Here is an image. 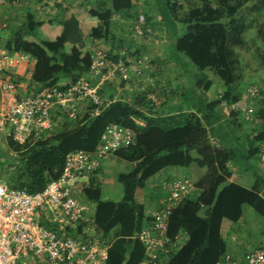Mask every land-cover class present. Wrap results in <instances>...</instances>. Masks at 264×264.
<instances>
[{
	"label": "trees",
	"instance_id": "16d2710c",
	"mask_svg": "<svg viewBox=\"0 0 264 264\" xmlns=\"http://www.w3.org/2000/svg\"><path fill=\"white\" fill-rule=\"evenodd\" d=\"M152 1L157 13L154 18L144 14L145 22L164 34L167 58L181 69L185 81L163 105L156 99L162 93L159 82L130 100L116 98L106 85L100 90L101 104L86 105L77 120L66 119L40 138L30 137L24 143L9 138V151L17 155L13 159L16 175L10 185L30 194L43 191L61 177L69 154L95 152L111 125L131 129L134 144L115 156L135 167L112 176V184L121 189L112 199L105 197L112 184L107 183L103 167L90 176L83 193L97 207L94 218L82 228L88 227L106 242L113 235L106 264H139L145 249L136 236L150 217L138 201V193L164 171L196 165L205 174L191 179L195 193L172 212L168 226L171 239L184 234L186 241L166 264H217L228 254L227 237L244 219L245 208L264 221V170L259 164L264 145V88L253 97L254 109L247 120L241 106L245 85L230 59L221 12L206 3L179 19L176 1ZM230 1L220 0L232 17L251 0ZM135 6L134 0H96L63 9L56 4L60 13L48 20L38 19L27 7L20 26L1 46L34 58L33 82L64 91L90 73L91 42L125 43L116 35L114 17L132 12ZM127 56L133 58L136 53L107 55L113 62ZM207 70L222 81V94L209 95L213 81ZM96 109L99 112L93 114ZM246 174L254 179L250 188L241 184L240 176Z\"/></svg>",
	"mask_w": 264,
	"mask_h": 264
},
{
	"label": "built area",
	"instance_id": "2783aa9c",
	"mask_svg": "<svg viewBox=\"0 0 264 264\" xmlns=\"http://www.w3.org/2000/svg\"><path fill=\"white\" fill-rule=\"evenodd\" d=\"M13 3L16 0H0V8ZM144 21L142 16L139 24ZM127 62H113L96 51L90 73L62 91L33 82L35 60L31 55L0 45V139L20 143L30 137L38 139L53 130L59 114L77 120L81 103L101 104V83L130 80L132 66ZM137 62L142 66L141 59ZM22 65L23 73L19 71ZM258 92L252 90V97ZM98 112L96 109L93 114ZM252 112L248 110L247 120ZM134 142L131 129L109 126L95 152L69 154L61 177L34 194L7 184L0 176V264H106L111 244L102 243L88 227L82 228L91 218L79 191L83 179ZM161 188L164 196L159 209L136 236L145 249L139 264H166L186 241L184 234L171 239L168 226L172 212L195 186L190 178L182 177L167 179ZM217 264H264V244L243 257L228 253Z\"/></svg>",
	"mask_w": 264,
	"mask_h": 264
},
{
	"label": "rangeland",
	"instance_id": "374dc122",
	"mask_svg": "<svg viewBox=\"0 0 264 264\" xmlns=\"http://www.w3.org/2000/svg\"><path fill=\"white\" fill-rule=\"evenodd\" d=\"M35 7L38 19L54 18L53 11L56 10L57 0L53 1V5L46 3L48 0H35ZM96 0H78V4L86 6L93 4ZM109 1V0H108ZM135 9L124 15H116L114 22L116 24V35L123 37L125 43H113L111 41L99 40L90 43L92 52L100 51L106 55L115 53L119 55H127V51L135 52L136 56L129 57L123 61H130L132 71L128 82L116 81L119 88H124L126 84L135 92L143 93L149 91L157 82L161 83L162 93L160 98H157L159 105H163L165 100L171 99V92L176 90L185 77L181 69L172 64L166 55L168 42L164 34L157 27H151L144 21L140 25L139 20L145 15H150L153 18L156 16L157 9L152 0H134ZM178 3L179 19L185 17L186 14L195 7H202L204 4H210L217 8L220 12V20L225 24L229 35V52L230 59L236 76L240 77L245 85L243 90V108L247 114L249 109H252L255 100L252 97L251 91L264 87V0H251L244 5L235 16H229L220 0H172ZM25 3L24 0H16V5L20 6ZM230 2H233L231 0ZM11 4L10 7H13ZM79 7V6H73ZM48 13V14H47ZM145 20V19H144ZM23 21V16L7 20L10 23L20 25ZM183 25L182 22L180 26ZM137 27H140L138 30ZM140 31V32H139ZM9 32L3 31L0 33V38L8 40ZM132 48H131V47ZM142 60V66L138 65V60ZM169 61V62H168ZM195 72V70H193ZM213 81L209 95L211 97L218 96L224 92L222 81L216 77L214 72L206 71ZM136 87V89H135ZM117 98H119L117 96ZM253 98V99H252ZM256 99V98H255ZM236 107H238L236 105ZM228 109V108H227ZM254 109V108H253ZM67 118V115H64ZM250 123V122H249ZM255 122L252 123V125ZM255 126V125H254ZM17 155L9 151L7 139H0V176L7 184H12V179L15 178L16 170L14 168L13 159ZM129 165V164H128ZM195 167V166H194ZM121 169V168H120ZM125 170V169H124ZM191 179L190 176H186ZM120 187V186H119ZM121 191V189H120ZM117 197V196H116ZM115 197V198H116ZM253 212V210H251ZM254 213V212H253ZM250 217L247 214V224L253 226L249 229L248 236H260L264 238V221L262 218L253 214ZM247 233H244V235ZM228 240L233 239V235L227 237ZM110 240V239H109Z\"/></svg>",
	"mask_w": 264,
	"mask_h": 264
},
{
	"label": "crops",
	"instance_id": "0c3cea01",
	"mask_svg": "<svg viewBox=\"0 0 264 264\" xmlns=\"http://www.w3.org/2000/svg\"><path fill=\"white\" fill-rule=\"evenodd\" d=\"M24 1L25 3L23 4L22 2L20 6H17L16 3L15 4L13 3L14 4L13 7H10L11 4H9L5 7L0 8V33L3 31H6V32H9L10 34L13 30H15L18 26H20V25H17V23H13V22H11L9 26V24L7 23V20L18 18V16H23L24 9L27 7H30L37 17V13H36L37 11L35 7L36 1L35 0H24ZM53 1L55 0H48L46 3H48L49 5H53L54 3ZM57 4L61 5L62 9L73 7V6L80 7V5H77L78 0H57ZM59 13H60V10L56 8V10L50 14L55 15V17H57ZM51 18L52 17H49L48 19H51ZM48 19L45 17V19H42V20H48ZM6 41H7L6 39L3 40L2 38H0V45H5ZM167 53L168 52L166 50V55ZM24 70H25V66L22 65L19 71L23 73ZM106 85L109 87L108 88L105 87V88H107V90L109 91L111 90L116 98L118 96L119 98L130 100L133 96L135 97V95L139 93L138 91L135 92L134 90H132L130 88L132 86L129 84H126L124 88H119L115 83H101L100 90H101V87L106 86ZM242 108H246V106L243 105ZM80 109H81L80 113L83 114L84 110L86 109V104L81 103ZM59 116H60V120L58 121L57 125L66 123L65 120L69 119L68 117L63 119V117L65 116L61 114H59ZM69 121H72V119H69ZM255 124H258V122H255ZM262 148H263V153L261 156V161H259V164L261 168L264 170V145ZM102 167L106 174L107 183L112 184V182H114V179L112 178V176H116L120 173L130 172L135 167V165L132 163H128L122 159H119L114 155L106 159L103 162ZM204 174H205V170L198 168L196 165H193L188 169H170V170L164 171L163 173L156 175L154 178H152L149 181L148 187L146 190L138 193L137 195L138 201L144 205L145 210H146V215L150 217L155 211L159 209V206H160L159 202H160V199L162 198L161 197L162 196L161 186L164 181H166L167 179L182 178L186 176H190L191 179L195 181V180H198L200 177H202ZM240 178H241V184L247 188H250L254 183V179L251 176V174L241 175ZM89 184H90V177L82 180L81 189L79 191V198L81 201H83L87 205L89 217L93 219L95 212H96L97 205L96 203L87 201L83 193L84 189L87 188ZM111 187L109 186L108 194H106L107 196H105L108 199H112L113 196L118 195V192H120V188L116 184L114 185L113 183ZM103 192L105 193V190ZM194 193L195 191L192 192L190 196H192ZM108 195H111L112 197L111 196L108 197ZM251 210L252 209L245 208L244 219L241 220L231 231L230 235H233V239L228 240V246H229L228 253L235 257H243L247 253L259 248L260 246L264 244V238H261L260 236H254V237L248 236L249 235L248 231H250L249 229L253 227L247 224V214H249L250 217H254L253 215L254 211L252 212ZM244 233H247V234L244 235ZM97 239L100 240L102 243L111 244L113 235L112 234L110 235V240L107 242L105 240L102 241L99 238Z\"/></svg>",
	"mask_w": 264,
	"mask_h": 264
}]
</instances>
